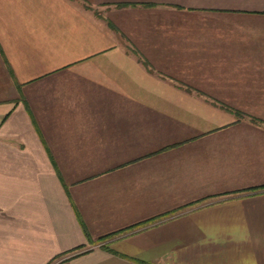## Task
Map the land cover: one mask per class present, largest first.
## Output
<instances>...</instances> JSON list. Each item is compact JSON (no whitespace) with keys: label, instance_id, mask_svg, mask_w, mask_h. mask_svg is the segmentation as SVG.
<instances>
[{"label":"crops","instance_id":"0c3cea01","mask_svg":"<svg viewBox=\"0 0 264 264\" xmlns=\"http://www.w3.org/2000/svg\"><path fill=\"white\" fill-rule=\"evenodd\" d=\"M0 264H264V0H0Z\"/></svg>","mask_w":264,"mask_h":264},{"label":"rangeland","instance_id":"374dc122","mask_svg":"<svg viewBox=\"0 0 264 264\" xmlns=\"http://www.w3.org/2000/svg\"><path fill=\"white\" fill-rule=\"evenodd\" d=\"M88 9L90 10V12L94 13L95 15L101 16L104 15L105 10L104 8L101 7H88Z\"/></svg>","mask_w":264,"mask_h":264},{"label":"trees","instance_id":"16d2710c","mask_svg":"<svg viewBox=\"0 0 264 264\" xmlns=\"http://www.w3.org/2000/svg\"><path fill=\"white\" fill-rule=\"evenodd\" d=\"M117 6H121V5H117Z\"/></svg>","mask_w":264,"mask_h":264}]
</instances>
